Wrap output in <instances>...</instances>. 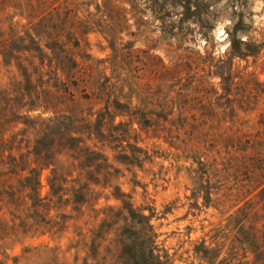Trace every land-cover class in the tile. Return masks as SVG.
<instances>
[{"label":"rangeland","instance_id":"rangeland-1","mask_svg":"<svg viewBox=\"0 0 264 264\" xmlns=\"http://www.w3.org/2000/svg\"><path fill=\"white\" fill-rule=\"evenodd\" d=\"M0 264H264V0H0Z\"/></svg>","mask_w":264,"mask_h":264}]
</instances>
